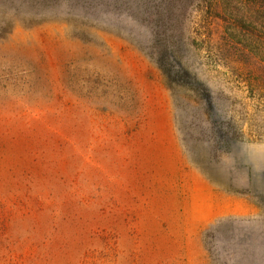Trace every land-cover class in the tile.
<instances>
[{
	"label": "rangeland",
	"instance_id": "obj_1",
	"mask_svg": "<svg viewBox=\"0 0 264 264\" xmlns=\"http://www.w3.org/2000/svg\"><path fill=\"white\" fill-rule=\"evenodd\" d=\"M177 1L229 153L122 12L96 27L0 0V264H264V16Z\"/></svg>",
	"mask_w": 264,
	"mask_h": 264
},
{
	"label": "trees",
	"instance_id": "obj_2",
	"mask_svg": "<svg viewBox=\"0 0 264 264\" xmlns=\"http://www.w3.org/2000/svg\"><path fill=\"white\" fill-rule=\"evenodd\" d=\"M33 5L34 15L57 16L65 19L80 16V21L98 27L121 12L129 21L149 31L147 55L160 71L163 83L172 98L183 95L202 117L205 132L211 137L215 152L229 153L237 142L234 125L220 120L210 88L200 81L183 63L186 54L184 37L177 20L174 4L177 0H21ZM264 16V0H255ZM24 3V2H23ZM19 5V4H18ZM38 9L37 11L35 10ZM163 6V7H162ZM121 13V14H122ZM28 14V12H27ZM29 15V14H28ZM111 15V16H110ZM118 27V26H117ZM116 29V28H115Z\"/></svg>",
	"mask_w": 264,
	"mask_h": 264
}]
</instances>
